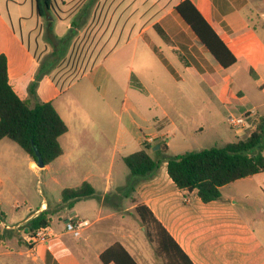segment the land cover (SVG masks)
Here are the masks:
<instances>
[{
    "label": "crops",
    "instance_id": "obj_1",
    "mask_svg": "<svg viewBox=\"0 0 264 264\" xmlns=\"http://www.w3.org/2000/svg\"><path fill=\"white\" fill-rule=\"evenodd\" d=\"M29 1L32 9L29 18L35 17L38 20L36 27H30L27 23L28 18L20 13L18 0L3 2L0 0V55L4 54L7 58L8 76L13 89L20 98L29 100L32 106L38 102H51L67 124L68 131L64 135H68L69 141L75 142L74 149L76 151H88L86 146L76 141L86 139L92 134L97 139L108 137L113 141L114 148L119 145L124 149L127 148L129 144L126 136L122 134L120 125L113 126L112 117L116 115L115 110L109 108L108 117H105L104 113L99 115L95 112V118L101 117V120L104 121L100 120L102 124L100 128H93V130L87 128L84 125V114L79 111L75 112L71 98L66 96L75 82L62 88L55 76L59 65L71 55L70 48L72 47L73 50L75 39L80 31L84 33L87 29L86 25L90 24L95 17L103 22L110 13V19L112 18L114 10L111 9V5L106 6L103 0H93L92 4L89 0H84L76 6L75 0H53V6L48 9L47 16L42 17L36 12L34 0ZM182 1L184 0H177L165 14L152 19L151 23L142 31L151 28L155 30V25H157L164 32V37L158 31L157 34L171 47L183 68L194 76L200 85L206 87L208 91L206 102L209 105L214 106L218 102L224 103L225 100L235 97H237L236 101L239 105H246L243 89L239 84L236 86L234 84V82L236 83L234 75L237 72L245 77H251L255 86L262 90L264 99V0H189L235 55L237 63L227 69L220 66L207 49L199 44L189 26L176 13L175 8ZM1 4L5 5L4 9L1 8ZM14 16L19 22L20 31L14 26ZM41 20L43 22L39 24ZM164 20L171 26L172 32L163 25ZM49 25L51 31H48ZM38 30L40 31L38 32ZM108 30L97 27L92 31V33H98V52L105 48L106 38L109 42L114 36V33H107ZM74 33H77V36H74ZM147 43L153 51L156 50L154 42ZM41 45H44L45 52ZM163 65L171 77L176 80L182 79L170 63ZM231 69L235 71L232 72ZM109 75H102L98 83L94 85L90 83L80 85L76 92L78 99H82L90 86L96 87L102 80L104 97L110 92L115 97L116 90L110 91L109 89L111 81ZM138 81L143 87V90L140 91L153 99L154 105L157 106L159 103L157 97L146 88L141 80ZM128 82L127 87L129 88L131 87V76H128ZM130 108L135 114L129 117L134 128L139 129L144 136H148L152 140L164 137L169 149L166 135L170 122L173 123L169 115L164 113L162 116H157V114L145 116L132 103H127L124 110ZM250 110L256 109L254 107L253 109H244L241 114ZM259 114L264 115L260 112ZM110 115L112 116L109 117ZM71 118H73V123H76V131L73 133H71L69 124ZM233 134L234 140L240 138L235 131ZM137 140L139 148L136 151L142 149L144 137L138 135ZM14 144L16 143L8 138L0 140V193L5 187L15 192L26 190L22 177L24 170L39 173L44 168L49 169L55 160L66 153L60 143L63 154L40 168L18 144L25 153L19 151L20 149ZM160 147L161 143L159 142L151 146L157 152ZM71 153L72 159L76 161L79 156L74 153L78 152L71 151ZM127 155L129 154L122 155V162ZM88 157L90 159L89 167L86 169L81 184L84 181L89 182L95 189L96 196L84 200L89 202L95 200L97 203L91 208L93 212L89 211L81 215L74 211L70 214L82 221L89 222L82 232L91 229L99 222L114 219L122 211H133L136 206L135 201L128 208L124 209L123 205L127 202L130 193H136L139 195L140 201L151 209L193 264H264V224L260 226L263 227L262 229L259 228L251 218L245 217L238 211L234 206L235 202L233 205L219 198L220 200L204 203L197 196L196 191L177 188L167 174V162L165 161L160 164L157 170L144 177H133L127 167L126 169L121 167L116 176L108 174L105 183H102L101 170L95 161V156L89 154ZM115 161L116 156L113 152L110 165L113 166ZM92 166H95L96 169H92ZM129 182L134 184L132 191L127 193L125 187ZM106 195H109L107 201L104 199ZM107 204L111 205L114 210L105 211ZM45 208L46 203L42 202L38 209L12 224H8L5 215L0 213V236H4L7 231L9 236L17 240L16 250H11L4 244V247L10 250L12 260L16 259L19 262L25 257L24 244L19 242L20 227L40 212L50 209L49 207ZM93 215L95 218L90 220ZM50 227L55 236L45 243L29 247L27 249L28 256L40 264L45 263L48 258L56 264H62L61 259L71 258L72 254L62 240L63 232H57L53 222ZM118 230L122 232V230H126V227L119 224L110 228V232L105 235L98 233L90 236L93 238L89 237L92 246L96 248L98 259L103 251L115 243L122 244L133 257H137L132 248L133 235L130 231L126 230V235L122 236L125 241L120 239L115 242H107ZM7 260L5 253L1 252L0 264H6L4 262ZM136 261L141 264V261L145 260L138 256Z\"/></svg>",
    "mask_w": 264,
    "mask_h": 264
},
{
    "label": "rangeland",
    "instance_id": "obj_2",
    "mask_svg": "<svg viewBox=\"0 0 264 264\" xmlns=\"http://www.w3.org/2000/svg\"><path fill=\"white\" fill-rule=\"evenodd\" d=\"M75 1L76 6L84 0ZM89 1L92 4L93 0ZM176 1L103 0L106 6L111 5L114 15L110 19L109 13L103 22L95 17L90 24L86 25L87 29L84 33L80 31L78 36L77 33H74L77 38L75 39L73 50L72 47L70 48L72 53L59 65L55 74L59 86L62 85V88L75 82L70 91L66 93V96L71 98L75 112L79 111L84 114V125L87 128H92L93 130V128L101 127V117L99 119L95 118V112L99 115L104 113L105 117H108L109 108L114 109L116 115L112 117L113 126L118 127L120 125L123 131L122 134L127 138L128 147L124 149L119 145L114 148L113 141L108 137L97 139L92 134L87 136L86 139L75 140L86 146L88 151H76L74 149L75 142L69 141L68 135H64L60 138V143L65 149V155L55 160L49 169L44 168L39 173L24 170L22 177L24 178L26 190L15 192L5 187L0 193V213L5 215L8 224L18 222L38 209L42 202L46 203V208H50L48 212L53 219L54 228L59 233L63 232L62 240L72 254L71 258H62V264H102L100 259L97 258L96 248L92 246L89 237L98 233L105 235L110 232V228L119 224L125 226L126 230L133 235L132 248L135 256L145 260L141 261V264H163L162 259L156 256L154 247L147 239L134 210L122 211L114 219L99 222L91 229L82 232L78 238L65 230V218L68 215L70 216L74 211L81 215L89 211L93 212L91 208L97 203L95 200H91L92 202L82 200L79 203L76 202L77 204L74 208H69L61 201L62 189L74 188L81 184L86 169L89 167L88 161L90 159L88 155L92 154L95 156V161L101 170V182L105 183L108 174L116 176L121 167L126 169V165L121 160L122 155L135 152L139 148L137 136L141 135L144 137V135L139 129L134 128L130 122L129 117L134 114V111L131 108L124 110L127 103H132L145 116H151L152 114L162 116L167 113L173 122L172 124L170 122L166 135L169 141V149L167 151L162 153L151 148L156 142L166 144L164 137L156 138L152 141L144 140L143 142V146L149 147V154L155 160H159L160 164L164 162L165 158L170 156L183 154L187 151L223 147L227 142L234 140V129L228 123L230 115L239 117L242 115V110L253 109V107L257 111V118L262 116L259 112L264 114L262 90L255 86L251 77H245L240 72L235 73L234 80L236 83L234 82V84L235 86L239 84L243 89L246 96V105H239L236 101L237 97L227 99L224 103L218 102L214 106L209 105L206 102L208 93L206 87L200 85L197 79L183 68L171 47L157 34V30L151 28L147 31H142L151 23L152 19L165 14ZM18 2H20L18 9H20L22 16L28 18L27 23L29 26L36 27L38 20L35 17L29 18L32 10L30 1L18 0ZM1 8L4 9L5 5L1 4ZM101 10L100 8L99 11L101 12ZM13 22L15 28L20 31L16 16L13 17ZM41 22L43 21H39V24ZM162 23L172 32L171 26L167 24L166 20ZM97 27L106 31L109 29L107 33H114L113 38L109 42L108 38H106L107 44L101 52L97 51L98 33H92ZM147 42H154L157 47L156 50L153 51ZM94 45L95 47H93ZM41 47L43 52H45L44 45H41ZM161 60L163 64L170 63L182 79L176 80L171 77ZM234 69H231V71H235ZM105 74L111 78L109 89L110 91L112 89L116 90L115 97H113L111 92L104 97L102 80L96 87L88 85L90 86L88 91L82 96L81 100L78 99L76 92L80 85L88 83L94 85ZM128 76L133 77V83L136 81L135 79L141 80L146 88L157 97L158 105L155 106L153 99L134 86L128 88ZM72 120L73 118L69 119L71 133L76 131V123H73ZM253 121H251V126L254 123ZM106 126H108L107 123ZM14 145L20 149L19 151L23 152L17 144ZM70 150L78 152L74 153L79 156L76 161L72 159ZM113 152L115 153L116 161L111 166L110 162ZM92 169L95 170V166H92ZM220 191V199L222 201L231 204L235 202V205H233L242 215L251 218L252 222H255L259 228H263L260 226L264 224V173L237 180L222 187ZM134 201L140 203V197L136 193H130L127 202L123 205L124 209L130 207ZM104 210L114 209L107 204ZM94 218L95 215L90 220ZM126 230H122V232L120 230L115 231V235L109 238L107 242H115L120 239L125 241L122 236L126 235ZM5 232V235L2 236L5 246L11 250H16V238L9 236L7 231ZM111 232L113 233V231ZM20 242L24 244L25 248H23L26 250L24 260L19 262L16 259L12 260L11 253H9L10 250L7 247L0 246V253L4 252L5 257L8 258L4 263L40 264L32 260L31 256H28L27 249L29 246L23 240ZM137 257L134 258L137 260ZM41 264H56V262L48 258L45 263Z\"/></svg>",
    "mask_w": 264,
    "mask_h": 264
},
{
    "label": "trees",
    "instance_id": "obj_3",
    "mask_svg": "<svg viewBox=\"0 0 264 264\" xmlns=\"http://www.w3.org/2000/svg\"><path fill=\"white\" fill-rule=\"evenodd\" d=\"M39 16L45 17L53 0H34ZM176 13L189 26L215 61L227 69L237 63L235 55L223 42L216 31L204 19L197 8L184 0L175 8ZM74 26V25H73ZM162 37L164 32L155 25ZM50 25L48 31H51ZM70 33V32H69ZM72 33V32H71ZM131 86L143 90L138 79ZM250 132L244 138H237L223 147H212L200 151H187L183 154L164 159L167 162V174L179 189L196 191L197 196L209 203L221 197L220 189L237 180L264 172V116L253 121ZM68 131V126L51 102H38L34 106L29 100L22 99L13 89L7 70V58L0 55V140L8 138L18 144L35 162L36 150L44 165H48L63 154L59 138ZM147 146L123 158L131 176L144 177L157 170L160 161L148 152ZM168 146L161 144V152ZM133 182L125 189L130 193ZM62 203L72 208L78 201L93 198L96 191L84 181L74 188H65L61 192ZM109 195L105 196L107 201ZM136 203L134 212L145 231V235L154 247L156 256L163 264H193L176 240L158 221L151 209L144 203ZM53 219L48 210L26 222L20 230L32 233L35 230L51 226ZM22 238H19V242ZM2 236L0 246L4 247ZM99 259L102 264H139L129 251L120 243H115L103 251Z\"/></svg>",
    "mask_w": 264,
    "mask_h": 264
},
{
    "label": "built area",
    "instance_id": "obj_4",
    "mask_svg": "<svg viewBox=\"0 0 264 264\" xmlns=\"http://www.w3.org/2000/svg\"><path fill=\"white\" fill-rule=\"evenodd\" d=\"M254 119H257V111L250 110L239 117L230 115L228 117V123L234 129L237 136L244 138L250 132L251 121ZM144 140L152 141L148 136H144ZM88 223V221H82L75 215H70L65 221V230L78 238L81 236L83 228L88 225ZM54 236L55 233L50 226L41 227L32 233L21 230V238L29 247L38 243H45Z\"/></svg>",
    "mask_w": 264,
    "mask_h": 264
},
{
    "label": "water",
    "instance_id": "obj_5",
    "mask_svg": "<svg viewBox=\"0 0 264 264\" xmlns=\"http://www.w3.org/2000/svg\"><path fill=\"white\" fill-rule=\"evenodd\" d=\"M36 156H37V166L40 167V168H43L45 165L43 163V160L39 154V152L36 150Z\"/></svg>",
    "mask_w": 264,
    "mask_h": 264
}]
</instances>
